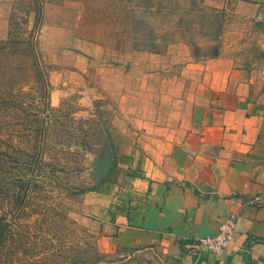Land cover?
Instances as JSON below:
<instances>
[{
	"label": "rangeland",
	"instance_id": "obj_1",
	"mask_svg": "<svg viewBox=\"0 0 264 264\" xmlns=\"http://www.w3.org/2000/svg\"><path fill=\"white\" fill-rule=\"evenodd\" d=\"M229 14L199 0H0V264H153L106 249L85 194L125 175L123 151L169 135L134 125L206 85L222 41H248L227 31L264 28Z\"/></svg>",
	"mask_w": 264,
	"mask_h": 264
},
{
	"label": "crops",
	"instance_id": "obj_2",
	"mask_svg": "<svg viewBox=\"0 0 264 264\" xmlns=\"http://www.w3.org/2000/svg\"><path fill=\"white\" fill-rule=\"evenodd\" d=\"M199 1L247 20L264 6ZM240 32L248 41H222L219 55L204 61L206 85L186 91L187 100L175 99L159 117L131 118L134 126L170 132L150 136L155 147L146 152L123 151L125 175L85 194L84 222L107 250L148 253L153 264H264V28L227 31ZM230 213L236 230L227 248L192 254L197 239L215 235Z\"/></svg>",
	"mask_w": 264,
	"mask_h": 264
},
{
	"label": "built area",
	"instance_id": "obj_3",
	"mask_svg": "<svg viewBox=\"0 0 264 264\" xmlns=\"http://www.w3.org/2000/svg\"><path fill=\"white\" fill-rule=\"evenodd\" d=\"M253 19L255 22L264 25V6H259L255 11ZM236 230V215L228 214L220 223L218 232L213 236H205L197 239L192 254H196L199 249H205L213 254L221 253L234 238Z\"/></svg>",
	"mask_w": 264,
	"mask_h": 264
},
{
	"label": "water",
	"instance_id": "obj_4",
	"mask_svg": "<svg viewBox=\"0 0 264 264\" xmlns=\"http://www.w3.org/2000/svg\"><path fill=\"white\" fill-rule=\"evenodd\" d=\"M113 162V156L111 153H109L105 160L102 162V168H103V172L107 173L111 167V164Z\"/></svg>",
	"mask_w": 264,
	"mask_h": 264
},
{
	"label": "trees",
	"instance_id": "obj_5",
	"mask_svg": "<svg viewBox=\"0 0 264 264\" xmlns=\"http://www.w3.org/2000/svg\"><path fill=\"white\" fill-rule=\"evenodd\" d=\"M150 51H153V52H159L160 50L158 49V48H148ZM152 49V50H151ZM113 153V152H112ZM113 155V154H112ZM113 157H114V155H113ZM114 166H115V160H114V158H113V165H112V167H111V169H113L114 168ZM111 171V170H110ZM110 173V172H109ZM108 173V174H109ZM108 174L104 177V179L106 178V177H108Z\"/></svg>",
	"mask_w": 264,
	"mask_h": 264
}]
</instances>
